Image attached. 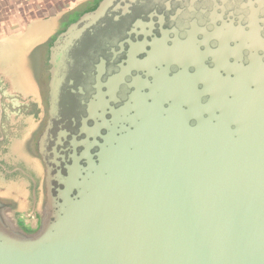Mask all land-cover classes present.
I'll use <instances>...</instances> for the list:
<instances>
[{
	"label": "water",
	"instance_id": "water-1",
	"mask_svg": "<svg viewBox=\"0 0 264 264\" xmlns=\"http://www.w3.org/2000/svg\"><path fill=\"white\" fill-rule=\"evenodd\" d=\"M58 14L45 202L32 230L0 202V264H264V0Z\"/></svg>",
	"mask_w": 264,
	"mask_h": 264
},
{
	"label": "flooded vegetation",
	"instance_id": "flooded-vegetation-1",
	"mask_svg": "<svg viewBox=\"0 0 264 264\" xmlns=\"http://www.w3.org/2000/svg\"><path fill=\"white\" fill-rule=\"evenodd\" d=\"M82 2H77L73 10H79ZM7 45V43H6ZM10 52L9 67L15 74L16 83L22 84L30 93L27 106L33 111L32 126L25 144L21 147V160L17 171L7 159L10 151L0 150V202L11 208L18 216H24L21 227L34 229L40 223L39 212L45 202L44 165L35 149V138L43 124V88L40 79V56L33 42L23 41L21 46ZM2 59V58H1ZM3 60V59H2ZM24 61V62H22ZM4 165V166H3ZM17 172V173H16ZM14 177L13 179H11ZM22 180L18 187L12 186L15 180ZM14 180V181H13Z\"/></svg>",
	"mask_w": 264,
	"mask_h": 264
},
{
	"label": "crops",
	"instance_id": "crops-1",
	"mask_svg": "<svg viewBox=\"0 0 264 264\" xmlns=\"http://www.w3.org/2000/svg\"><path fill=\"white\" fill-rule=\"evenodd\" d=\"M79 1L82 2L79 10H73L72 8ZM86 1L0 0V50L1 46L6 45L7 36L22 30L27 23L62 11L80 12ZM14 76V72L3 66L0 53V150L11 152L12 156L7 159V164L11 162L12 167L17 171L19 165L14 162L19 158L21 147L30 132L33 111H25V98L27 99L30 93L22 84L16 83ZM18 99L20 104L17 103ZM2 163L0 159V164ZM7 166L10 168L9 164ZM21 181V179L15 180L12 186L18 187Z\"/></svg>",
	"mask_w": 264,
	"mask_h": 264
},
{
	"label": "rangeland",
	"instance_id": "rangeland-1",
	"mask_svg": "<svg viewBox=\"0 0 264 264\" xmlns=\"http://www.w3.org/2000/svg\"><path fill=\"white\" fill-rule=\"evenodd\" d=\"M71 14H73V12ZM58 15L59 14H55L53 16L44 17V19H36L34 21L27 23L22 30L15 31L13 32L12 35H8L7 36L8 40L6 41L7 45L1 46V50H0L1 58L3 59L2 61L5 67H9V59L11 58L10 52H13L12 50L19 48L23 41L33 42L35 51H38V54L42 55L44 51H46L53 37L58 32L63 31L66 26H68V22L61 20V17ZM19 102L20 100L18 99L17 103L20 104ZM25 102H26L25 111L28 112L31 111V109H29L28 106H26L27 105L26 98H25ZM9 156L10 157L12 156L11 152H9ZM21 159L22 158L20 154L19 158H17L14 163L19 165L20 163L19 160Z\"/></svg>",
	"mask_w": 264,
	"mask_h": 264
}]
</instances>
